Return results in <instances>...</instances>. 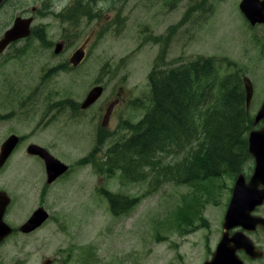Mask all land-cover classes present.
Masks as SVG:
<instances>
[{"label":"rangeland","instance_id":"1","mask_svg":"<svg viewBox=\"0 0 264 264\" xmlns=\"http://www.w3.org/2000/svg\"><path fill=\"white\" fill-rule=\"evenodd\" d=\"M26 1L30 11L38 5L34 24H45L53 43L63 38L67 21H61L58 12L73 0H10L0 9V32L11 22L16 3ZM98 1L109 20L101 38L97 37V20L79 17L76 29L83 36L76 43L75 39L66 40L65 52L56 54L54 45L41 48L33 38L16 46H29L26 54L13 56L10 47L0 57V113L14 111L12 117L0 121V145L12 132L24 137L10 160L13 163L0 169V188H5L13 200L6 220L16 228L2 246L0 261L41 264L49 257L52 264H203L221 237L235 178L224 175L193 185L166 179L157 182L158 170L149 168L138 182L122 183L119 176L97 172L88 161L99 162L109 144L129 134L123 129V120L137 121L146 112L151 103L148 75L162 48V43L152 37L168 34L174 25L177 30L170 40L168 62L213 56L216 62L228 57L240 66L245 63L242 75L251 72L255 80L257 96L252 108L257 110L264 98V27H251L245 21L240 0H206L188 21L187 9L202 0ZM87 36H92V41L84 63L71 70L58 68L57 74L43 80L45 71L65 62ZM227 66L226 61L220 62L222 74ZM97 81L103 82L106 90L90 109L72 116L67 110L60 117L45 111L52 100L72 97L81 102ZM121 86L133 91L129 93L131 103L115 111L114 115L124 117L110 121L109 129L103 132L104 140L97 145L106 101L112 92L123 93ZM32 141L69 163L71 171L48 190L50 225L25 234L18 224L36 208L46 183L43 162L26 152ZM250 164L252 168L246 165L245 174H251L253 160ZM102 188L141 199L128 211L115 215ZM186 208L192 222L179 227L176 213ZM257 211L264 215V205ZM201 216L207 219L205 225ZM256 240L264 247V235ZM246 264H264V260Z\"/></svg>","mask_w":264,"mask_h":264},{"label":"trees","instance_id":"2","mask_svg":"<svg viewBox=\"0 0 264 264\" xmlns=\"http://www.w3.org/2000/svg\"><path fill=\"white\" fill-rule=\"evenodd\" d=\"M198 8L193 4L187 9L186 21ZM86 12L76 7L70 11L75 15ZM176 30V25L171 26L168 34L156 39L167 43ZM166 56L165 45L149 74L152 104L139 122L130 125L131 135L110 147L104 170L113 173L122 168L125 173L126 168L140 164L144 174L145 165L154 163L157 182L166 179L192 185L224 175L235 177L251 159L248 137L253 128L240 81L231 74L221 78L212 56L165 67ZM104 138L101 133L98 141ZM168 153L183 157L161 166L162 157L157 155ZM106 194L118 213L128 211L137 202L136 198ZM188 211L186 208L176 213L179 227L192 222ZM201 218L205 225L207 219Z\"/></svg>","mask_w":264,"mask_h":264},{"label":"water","instance_id":"3","mask_svg":"<svg viewBox=\"0 0 264 264\" xmlns=\"http://www.w3.org/2000/svg\"><path fill=\"white\" fill-rule=\"evenodd\" d=\"M3 0H0V3ZM241 8L250 19L252 24L264 22V1L263 0H242ZM32 18H17L13 27L6 30L4 37L0 40V52L12 41L19 37L27 36L31 32L30 24ZM62 48L58 44L57 51ZM81 53L77 54L78 61L82 58ZM77 62L76 60H74ZM246 88L248 94V104L253 93L252 83L246 78ZM103 91L102 86L94 87L88 94L83 103V107L93 103ZM264 120V102L255 117V123ZM17 136H11L2 147L0 155V164L8 157L11 151L18 143ZM29 152L40 154L45 158L49 181L62 174L68 168L63 162L52 156L45 148L32 144L28 148ZM249 153L255 160L254 173L250 179L245 174L239 173L232 192V197L224 218V232L222 239L213 253L211 259L204 264H244V261L238 255L237 251L245 250L252 257L262 256L263 251L259 250L253 239L246 233L256 230L259 225L264 227V217L254 213L255 209L264 203V124L258 129H253L249 133ZM10 198L4 191H0V241L12 232V227L4 221V213ZM48 213L40 208L30 217V219L20 227L24 232H30L36 229L46 220ZM243 228L237 230L232 235L233 228ZM46 260L44 264L48 263Z\"/></svg>","mask_w":264,"mask_h":264},{"label":"flooded vegetation","instance_id":"4","mask_svg":"<svg viewBox=\"0 0 264 264\" xmlns=\"http://www.w3.org/2000/svg\"><path fill=\"white\" fill-rule=\"evenodd\" d=\"M22 5H17L18 7H20L21 6V8H19L18 9V11H20V13H21V15H23V16H28V15H30V2L29 1H26V2H23V3H21ZM2 7V6H1ZM0 7V8H1ZM256 26H262V27H264V25H261V24H256V25H254V26H251V27H256ZM88 43H89V41H88ZM87 43V44H88ZM87 47H86V52H87ZM238 64V63H237ZM248 64H250L251 65V68H253V69H257L256 68V66L253 64V63H248ZM239 65V64H238ZM243 65H245V63L243 64ZM250 74H251V72H250ZM241 77V76H240ZM239 77V78H240ZM262 78H263V80H264V75H263V72H262ZM243 81V80H242ZM243 86H244V92L246 93V90H245V82L243 81ZM121 88H122V91H124V92H126V93H124V94H122V93H115V92H112V93H110V95H109V98H108V100L106 101V106H105V113H104V115H103V118H104V120H103V126H105V127H107L108 128V125H109V123H110V120H111V118H112V116H113V114H114V112H115V110L116 109H122L123 107H125L126 105H127V103L129 102V96H130V94L129 93H133V91H131V90H127V89H125V87L124 86H121ZM252 104H253V99H252ZM250 110L252 111V112H255L256 111V109L255 108H252V105H251V107H250ZM106 113H108L107 115H106ZM50 186H48L47 188H49ZM46 188V189H47ZM46 195H47V191H43V198H44V200H41V201H39V205H45L46 206V201H45V197H46ZM38 205V206H39ZM46 208H47V206H46ZM48 209V208H47ZM44 225H50V223L48 222V223H45ZM54 225H61L60 223H57V222H54ZM252 234V236L255 238V240L256 239H258V236H260V235H264V229L263 228H258L257 230H255L254 232H252L251 233ZM256 242H257V244L258 245H260V246H262L260 243H259V241H257L256 240ZM263 247V246H262ZM2 251V249L0 248V252ZM251 261H255V260H251Z\"/></svg>","mask_w":264,"mask_h":264},{"label":"bare ground","instance_id":"5","mask_svg":"<svg viewBox=\"0 0 264 264\" xmlns=\"http://www.w3.org/2000/svg\"><path fill=\"white\" fill-rule=\"evenodd\" d=\"M218 158V157H217ZM191 161V160H190ZM186 163V162H185Z\"/></svg>","mask_w":264,"mask_h":264}]
</instances>
